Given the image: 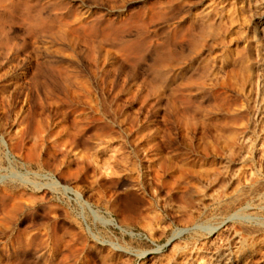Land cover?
Listing matches in <instances>:
<instances>
[{"label":"rangeland","instance_id":"obj_1","mask_svg":"<svg viewBox=\"0 0 264 264\" xmlns=\"http://www.w3.org/2000/svg\"><path fill=\"white\" fill-rule=\"evenodd\" d=\"M233 259L264 264V0H0V264Z\"/></svg>","mask_w":264,"mask_h":264},{"label":"bare ground","instance_id":"obj_2","mask_svg":"<svg viewBox=\"0 0 264 264\" xmlns=\"http://www.w3.org/2000/svg\"><path fill=\"white\" fill-rule=\"evenodd\" d=\"M238 260H239V259H233V260H231V261H229V262H226V263H224V264H235V263L238 262ZM221 263H222V262H221Z\"/></svg>","mask_w":264,"mask_h":264}]
</instances>
